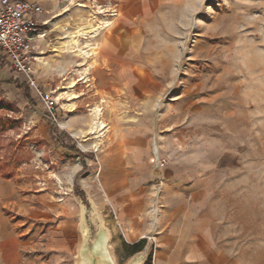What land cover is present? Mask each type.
<instances>
[{"label": "rangeland", "instance_id": "obj_1", "mask_svg": "<svg viewBox=\"0 0 264 264\" xmlns=\"http://www.w3.org/2000/svg\"><path fill=\"white\" fill-rule=\"evenodd\" d=\"M38 1L43 98L0 71L33 99L0 86V264H76L91 204L115 264H160V237L185 218L236 264H264V0ZM95 20L96 65L78 68L63 42Z\"/></svg>", "mask_w": 264, "mask_h": 264}, {"label": "built area", "instance_id": "obj_2", "mask_svg": "<svg viewBox=\"0 0 264 264\" xmlns=\"http://www.w3.org/2000/svg\"><path fill=\"white\" fill-rule=\"evenodd\" d=\"M44 13L38 0H0V61L3 71L17 75L29 89L43 98L33 62L38 59L34 41L44 39L39 21Z\"/></svg>", "mask_w": 264, "mask_h": 264}, {"label": "bare ground", "instance_id": "obj_3", "mask_svg": "<svg viewBox=\"0 0 264 264\" xmlns=\"http://www.w3.org/2000/svg\"><path fill=\"white\" fill-rule=\"evenodd\" d=\"M79 7L84 8L86 7V5H80ZM94 22H96V20ZM89 23H91L88 25L89 27L85 29H78L75 32V35H71L67 38V40L63 42V44L72 49V52L68 53L74 54L72 57L78 58L82 61L81 63L77 64L78 68L85 66L87 64V59H90L91 63L95 64L96 60H94V58L98 55V52H96L95 50L99 48V44H97L96 42L91 44V42L94 41V39L97 37V35L95 34L101 25L99 22L93 24L91 21H89ZM104 23L107 24L106 28H111L113 22L105 20ZM95 25H97L98 28ZM95 65H93V67H96ZM84 70L86 71L87 69L85 68ZM76 85V80L71 82L70 89H72V92L67 96L68 101L71 103L70 106H73L74 99L78 98V96L73 90ZM71 111H73V109H71ZM90 117L91 120L90 124L88 125L89 130L87 132V136L90 137L86 138L84 141L94 140L95 143L101 142L102 139L105 137V133L107 131L106 125L102 119V114L101 110L99 109V106H96L94 109L91 110ZM79 205L83 204L81 203ZM83 206L87 210L85 205ZM96 209L95 207L93 209L91 204V211L89 212V217H93L91 223H93V225L96 227V233L93 238L90 237V233L87 230L88 223L86 214L88 211L86 212L85 210H82L80 213V219L78 218V221L80 220L79 226H81L82 233L80 232L81 230L77 225L80 237V245L78 249V261L76 264H115L109 250V235L106 231L103 220L100 218L99 211L97 209V213ZM136 262H139L138 264H141L140 260H132L128 264H134Z\"/></svg>", "mask_w": 264, "mask_h": 264}, {"label": "crops", "instance_id": "obj_4", "mask_svg": "<svg viewBox=\"0 0 264 264\" xmlns=\"http://www.w3.org/2000/svg\"><path fill=\"white\" fill-rule=\"evenodd\" d=\"M124 1L121 0V2ZM100 45L101 52L105 48L106 41H103ZM137 146V144H134L130 148L135 161H138L137 158L141 154L140 147ZM188 220L185 218L173 221L175 223H171L167 231L160 237L162 246L158 253L160 264H236L228 257L229 254L224 248L219 245L215 247L210 245V233L202 229L201 222H195L198 229L195 231L196 228H194L193 233H191L189 226H187Z\"/></svg>", "mask_w": 264, "mask_h": 264}, {"label": "trees", "instance_id": "obj_5", "mask_svg": "<svg viewBox=\"0 0 264 264\" xmlns=\"http://www.w3.org/2000/svg\"><path fill=\"white\" fill-rule=\"evenodd\" d=\"M2 67H3V62L0 61V71H1ZM3 84L13 85L16 90L22 92V94L24 95L26 100H28V102L33 104V99H32L31 93L29 92V89L26 85L19 84L18 81L15 79L14 80L9 79V80L5 81L4 79L0 78V86ZM64 148H66V150L69 151V153L71 155H77L80 158L82 165H84L83 155L80 151H78L72 147H64ZM144 245H145V240H140L134 244L128 245L127 248L130 250V254L134 255L136 253L141 252L144 248Z\"/></svg>", "mask_w": 264, "mask_h": 264}]
</instances>
